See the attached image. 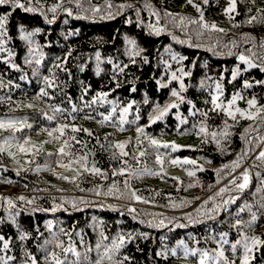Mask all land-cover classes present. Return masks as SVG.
<instances>
[{"label":"trees","instance_id":"trees-1","mask_svg":"<svg viewBox=\"0 0 264 264\" xmlns=\"http://www.w3.org/2000/svg\"><path fill=\"white\" fill-rule=\"evenodd\" d=\"M32 2L38 6L35 0ZM58 2L41 0L43 14L27 13L20 8L13 10L11 5L0 6V15L10 13L5 47L14 53L11 58L7 52L0 53V80L4 85L0 87V120L20 122L17 124L19 131L0 129V144L6 138H14L21 143L30 139L31 143L27 147L35 145L40 148L38 153L32 155L19 153L15 147H11L9 150L15 153L20 164L7 151L0 153V180L12 181L0 183V197L11 198L15 205L10 209L6 199L0 200V220L4 221L0 223V235L11 241L10 249L6 253L0 252V255L14 257L10 264H31L25 256V252H29L36 257L37 264H50V256L48 262L44 259L47 250L49 253L55 251L61 259L75 261L76 257L72 253H64L51 242L55 234L65 247L71 243L81 253V264H88V261L97 259V243L109 244L118 233L126 237L132 233L133 238L126 240L120 252V258L125 255L130 258L124 264H198L199 253L197 256L185 257L184 248L177 247L179 242L183 241L189 249L207 250L212 254L220 246V235L228 233L229 244L223 245L225 256L229 261L235 260L236 264H241L242 247L238 246L234 254L230 244L240 239V234L264 240V208L260 207L264 203V161L258 159L259 153L264 151V113L256 120H247L237 114L234 121L221 111H212L210 93L214 94V87L207 85H213L214 80L223 76L222 100L227 102L232 94L240 92L244 99L237 101L236 107L247 110V100L253 97L258 101L257 107L264 106V84L255 83L264 80V72L259 68L247 69L238 60V54L248 55L249 49L264 52V49L259 48L260 43L264 42V23L246 24L250 16L264 9V0H256L255 4L252 0H237L239 14L233 13L235 18L231 21L224 15L227 0H208L206 5L203 0H193L204 12V20L209 24L215 23L224 32L204 30L198 24L189 23L190 20L199 19V13L187 0H109L113 4L111 11L114 18H106L107 10L103 7L105 0H91L92 5L102 8L101 13L95 16L91 12H83L67 0L56 13L49 11ZM145 3L151 4L160 13L159 24H156L152 10L144 7ZM121 4L133 7L119 9L117 6ZM84 7H89L87 0ZM66 8L72 10V16L67 15L64 11ZM166 12L176 16V20L165 16ZM77 16H87V19H77ZM180 17L187 18L184 24H180ZM129 19L131 23L127 22ZM149 24H156L164 31L157 35L149 28ZM20 26L27 32L39 30L32 36V44L21 39ZM245 37L254 39L246 40ZM126 38L135 40L138 48L144 50L141 56L135 57V63L127 55ZM189 42L192 46H189ZM37 46L43 56L41 63L27 64L25 61L29 50ZM69 52L71 55H68ZM97 53L100 54L99 75ZM171 54L187 59L178 64L171 59ZM144 57H147L148 63H144ZM9 60L10 63L5 62ZM109 60L113 63L109 64ZM165 61L172 65L170 69L166 68ZM54 63L63 64L65 70L52 68ZM117 63L121 66L127 64L128 67L123 73L117 74L114 71ZM11 64L17 65V68L11 67ZM181 66L192 73L184 79L187 91L183 95L186 101L191 100L196 109L206 111L207 117L199 112L195 116L191 115L193 109L185 102L178 110L172 109L163 121L150 124L148 117L149 114H155V102L164 105L175 100L170 92L173 88L179 90L178 82L169 84L168 81L171 71ZM236 67L240 68V75L231 81V73ZM53 73L56 86L46 88L53 98L37 99L41 88L45 87L43 76L51 77ZM158 80L168 86L160 88ZM201 80L206 82L203 88L200 86ZM245 80L254 86L244 89ZM133 87L135 92L131 91ZM86 88L90 90L83 96L84 101H90L97 92L109 93L108 100L117 101L121 107L136 101L127 117L130 123L125 124L122 131L119 130V112L112 122L99 123L102 119L99 113L109 114L111 105L98 103L91 108H84L81 95ZM206 100L209 103H205ZM71 103L83 108V111L69 115ZM52 107H60L65 111L53 113ZM137 110L139 120L135 119ZM251 111L255 112L256 109ZM86 114L94 119H84ZM177 115L186 119L187 123L180 124ZM49 116H54V119L49 120ZM225 121L230 133L227 137L220 135ZM201 123L208 128L209 133L217 132L219 147L210 135L207 143L202 142L203 136L197 135ZM27 124L32 127L23 126ZM62 124L69 125V128L59 140L54 138L58 133L50 137L43 131L45 128L51 131ZM73 125L88 129L93 135L89 136L84 131L72 133L70 128ZM194 125L197 127L194 128ZM138 127H144L146 135L138 137ZM70 136H75L80 143L70 140ZM149 136L161 143H175L182 147L177 151L162 147L156 149L148 143ZM137 138L141 141L139 145L136 143ZM65 140H69L70 144L65 151L71 155L61 157L58 149ZM117 143L126 144L125 151L129 156H119V149L114 147ZM244 150H247V155L243 156L238 168H223L235 161ZM140 151H145L143 157H139ZM113 153H116L115 157ZM157 153L164 154L165 158L161 175L118 174L121 168L131 172L145 168L150 172L160 171V166L155 162ZM80 156L87 157L89 168L94 165L106 176L85 172L79 164H72L71 169L60 167L61 163L68 164L71 159ZM172 158L192 159L197 164L172 165ZM21 165L27 171L20 170L17 175ZM52 166L57 170L53 171ZM220 169L223 171L217 175ZM189 171L195 172V175L189 176ZM245 172L249 174V184L244 190H237L231 181L235 179L237 184L241 183ZM73 177L75 182H71ZM125 180L130 189L125 187ZM67 184L72 187H61ZM113 184L119 192L106 195ZM222 188L228 191L218 195ZM94 189L101 191V195H96ZM9 190L13 193L5 194ZM130 190L149 202L133 205L136 200L131 197ZM120 194L121 198H117ZM20 196L26 200L34 199L35 202L28 204L19 200ZM82 200L88 203H82ZM217 206L218 210L212 211ZM131 208L136 211L130 212ZM10 213H18L16 220L29 234L27 240H19L20 233L8 220ZM253 213L257 220L249 227L248 222ZM187 217H191V220ZM161 220L163 224L159 223ZM237 220L242 222L239 228L234 227ZM149 222L155 226H150ZM49 223L53 225L51 229L47 227ZM61 228L65 230L63 233ZM101 231L108 240H102ZM141 234H147V238ZM88 248L93 251L89 252ZM171 249H176L175 256L171 254ZM158 252H166V258L157 255ZM250 264H264V246L254 250Z\"/></svg>","mask_w":264,"mask_h":264},{"label":"snow or ice","instance_id":"snow-or-ice-1","mask_svg":"<svg viewBox=\"0 0 264 264\" xmlns=\"http://www.w3.org/2000/svg\"><path fill=\"white\" fill-rule=\"evenodd\" d=\"M65 0H59L58 3L54 4L49 11H51L52 13H56L57 10L59 8H61L64 4ZM68 3H74L76 8L81 9L83 12L87 13V12H91L93 16H95L98 13H101L102 8L99 6H95L91 4V0H87V3L89 4L88 8L84 7V3L85 0H67ZM188 4L192 5V7L196 8L197 12L199 13V19L197 20H190L188 21L191 24H198L200 25L201 29L204 30H210V31H215V32H224L223 28L218 27L215 23L209 24L204 20V12L202 11V9L200 8L199 5H196L193 0H187ZM26 3L28 6H26ZM203 3L206 5L208 4V0H203ZM252 3L255 4L256 0H252ZM3 5H11L13 7V10L15 8H20L23 11L27 12V13H41L42 9H43V5L41 3V0H35V5L38 6H34L32 0H25V2H22V0H0V6ZM104 9L107 10L106 11V18H114V14L111 11V9L113 8V4L111 2H109V0H105V4H104ZM119 9H125V8H131L133 7V5H129V4H121L117 6ZM145 8L152 10V15L156 17V24H159L160 21V13L155 11L152 7L151 4L145 3L144 5ZM64 11L67 13L68 16H72L73 12L71 9H64ZM233 13L239 14L237 13V0H227V7L224 9V15L227 16V18L231 21L233 20L235 17L232 15ZM9 14H5V15H0V53L3 52H7V56L9 58L14 56V53L7 49L5 47V37H7L8 32H7V24H8V18H9ZM137 16H139V10H137ZM165 16L170 17L172 19V21L176 20V16H174L172 13L170 12H166ZM77 19H87V16H77ZM101 18H105L104 16H102ZM187 18L186 17H180V24H184L185 20ZM128 23H131L132 21L129 19L127 21ZM49 23H52V21H49ZM254 23H264V9H260L259 13L255 16H250V18H248L246 20V24L248 25H252ZM156 24H149V28L152 29L157 35L160 34L162 31H164L163 28L157 27ZM238 26V25H236ZM19 31L21 33V39L28 42L29 44H32V36L36 35V33L39 31L38 29L33 31V32H27L23 26H20ZM202 34V33H198ZM244 39L248 40V39H254L251 37H245ZM127 40V55L129 56V58L132 60V63H135V57H139L141 56V53L144 51L143 49L138 48L137 43L135 40L133 39H128ZM180 43H184V41H180ZM235 42H233L234 44ZM189 46H192L191 43L189 42ZM259 48L264 49V42H261L259 45ZM250 54L246 55V54H238V60L240 63L244 64L247 66V69H251V68H259L261 72H264V52H258V51H254L252 49L247 50ZM68 55H71V53L69 52ZM42 53H39V47L37 46L36 48H32L29 50L28 52V58L26 59V63L27 64H32L33 62H35L37 65H39L42 61ZM171 59L173 61H176L178 64H182V62L187 59V57H183V56H178L176 54H171ZM96 61H97V75L100 74L101 69L99 68V62H100V54L97 53L96 54ZM6 63H10L9 61H5ZM148 59L147 57H144V63H148ZM67 63V57L64 58V64ZM109 64H112L113 62L111 60L108 61ZM166 64V68L170 69L172 67V65L170 63H168L167 61H165ZM11 67L13 68H17V65L15 64H11ZM128 67L127 64L121 66L120 64H115L114 65V71L117 74L123 73L125 71V69ZM52 68H59L61 70H65L63 68V64L61 63H54L52 65ZM246 69V70H247ZM81 71H83V66H81ZM240 68L236 67L235 70L232 71L231 73V81H235L237 79V77L240 75ZM192 75V73L190 71H185L184 67L181 66L179 67L176 71H171L170 74V80L168 81V83L170 84L172 81H176L178 82V86H179V90H177L176 88L171 89L170 92V96L174 97L175 100L172 103H166L164 105H161L159 102H155L154 104V108H153V112L155 114H149V122L150 124H154L158 121H163L164 118L171 112L172 109H179L180 105L187 102L190 106L191 109H193V111L190 112L191 115L195 116L198 112L200 115L207 117L208 113L206 111H201L199 109H196V105L191 101V100H187L185 96L183 95L184 92L187 91V87L184 83V79L186 77H190ZM23 79V77H21ZM115 75L113 76V79L115 80ZM208 79H211V77H209ZM224 77L221 76L218 80H214L213 81V85H207L208 87H214V94L210 93L211 95V100L210 103L212 105L211 110L212 111H221L223 112L227 117L231 118L232 120H236L237 114L247 120H256L257 117H260L262 113H264V106L261 107H257L258 105V101L255 97H253L252 99L247 100V105H248V109L247 110H242L239 107H236L237 101L239 100H243L244 97L241 95L240 92H236L234 94L231 95V98L225 102L224 100H222V97L224 95V89H223V85H222V81H223ZM43 80V84L45 85L44 88H41L39 95L36 97L37 99H40L41 97H48L49 99H52L53 97L50 96L49 92L46 90V88H54L56 86V78H55V74L53 73L51 77L49 76H43L42 78ZM230 81V82H231ZM257 85L260 84H264V80L261 81H256L255 82ZM157 84L159 85L160 88H164L167 87L168 84L162 83L160 80L157 81ZM3 81L0 80V87H3ZM200 86L203 88L206 86V82L205 80H201L200 82ZM254 85L252 82L245 80L243 82V88L244 89H250L252 88ZM117 87H119V84H117ZM90 90L88 88H86L84 90V92L81 95V100L83 102V107L84 108H91L93 105L96 104H109L111 105V110L110 113L105 115L104 113H99V115L102 117V119L99 121V123L104 124L105 122H112L113 118L117 115V113L119 112V119H118V127L119 130H123V126L127 123H130V121L127 119L130 110L133 108V106L136 104V101H131L129 102L126 106L121 107L120 104L117 101H113V100H108V96L109 93L107 92H97L95 97L92 98L90 101H84L83 100V96L87 94V91ZM132 92H135L136 89L133 87L131 89ZM145 103H148L147 100H145ZM205 103H209V101H205ZM29 107H31V105H29ZM255 108L256 111L252 112L251 109ZM52 111L53 113H61L63 111H65L64 109L60 108V107H52ZM79 111H83V108H78L77 105L75 103H71V112L69 113V115H71V113H77ZM139 114H138V110H137V114L135 116L136 120H139ZM49 120H53L54 116H49L48 117ZM73 119H75V117H73ZM84 119H94V117H92L91 115L86 114L84 116ZM176 119L180 122V124H185L187 123V120L184 119L182 116L177 115ZM20 122L17 121H13V120H0V129L3 130H7V129H14L16 131H19L20 129L17 127V124ZM224 129L223 131L220 133L221 136L223 137H227L230 135L229 131H228V124L227 121L224 122ZM23 126H27L28 128H31L32 126L30 124L27 125H23ZM194 128L197 127L196 125L193 126ZM69 128V125L67 124H62L56 128H54L53 130L49 131L48 129H43V131H46L47 134L52 137L53 133H58L59 135L55 136L54 138L56 140H59L60 137L65 135L66 129ZM70 131L72 133H78L80 131H84L87 133V135L91 136L93 135V133L91 131H89L88 129H81L79 127L76 126H71ZM177 131H179V127L177 128ZM245 131H249L248 129H245ZM137 133H138V137L141 135H146L145 133V129L144 127H138L137 128ZM181 134H185V133H181ZM197 135H202L203 136V143H207L208 142V136L210 135L212 140L216 142L217 147L220 146V141L217 140V132L213 131L211 133H209L208 128L201 123L198 126V131H197ZM70 140L76 141V143H80V141L76 140L75 136H70L69 137ZM148 139V143L155 147L156 149L159 148H165V149H170L171 151H177L178 149H180L182 146L177 145L175 143H161V141L154 139L152 137H147ZM241 139H245V137H241ZM31 143L30 139H25L22 143L19 140H16L14 138H6L2 144H0V153H4L7 151V154L12 157L13 160H15V162L17 164H20L19 160H16V155L15 153L11 152L9 149L11 147H15L17 149V151L19 153H23V154H29L31 153L32 155H35L36 153H38L40 151V148H37L35 145H32L31 147H27V145H29ZM47 143V141L45 142ZM137 145H139L141 143V141L139 140V138H137L136 141ZM70 144H69V140H65L62 144V146L58 149V154L63 157V156H69L71 155L70 153L66 152L65 149L69 148ZM114 147L116 149H119V156L121 157H127L129 156V153L127 151H125V147L126 144L125 143H117L114 145ZM48 155H52L51 153H49ZM145 155V151H140L139 152V157H143ZM247 155V150L242 151V154L240 156L237 157V159L235 161H233L230 165H224L223 168L224 169H232L235 170L236 168H238L240 166V161L243 158V156ZM113 156H116V153H113ZM134 159H137V162H139L137 157H133ZM258 159L264 161V151H261L259 153ZM164 154L161 153H157L156 156V164H158L160 166V171L158 172H150L148 169H143L141 170H137L136 172H131L128 169L125 168H121L119 170V175H125L128 174L129 176H137V175H144V174H148V175H161V173L164 171ZM25 163H31V161H25ZM125 163H127V161H125ZM170 163L172 165H187V164H191V165H196L197 162L195 160L192 159H178V158H172L170 159ZM72 164H79L81 168H83V170L85 172H90L93 175H99L102 177H105L106 174L104 172L101 171V169L96 168L94 165L89 168L88 164H87V157L86 156H80L78 159H71L70 162L68 164H60V167H64L66 169H71L72 168ZM20 170H24L27 171L26 168H23V165H21V169H18L16 174L19 175L20 174ZM74 170V169H73ZM200 170L203 171V168L200 167ZM37 171H39V169H37ZM219 171H223V169L218 170L217 175H219ZM114 174H116L114 172ZM77 175H79V173H77ZM189 176H194L195 172L193 171H189L188 172ZM61 179H65L68 180L69 177H60ZM12 183L11 180H0V183ZM71 182H75V177L71 178ZM231 183L233 185H235L237 190H244L248 184H249V174L247 172H245L242 176V182L237 184L236 180H232ZM125 187L130 189V185L128 184V181L125 180L124 181ZM192 185H189V187H191ZM83 191V189H82ZM95 192L96 195H101V191L99 190H93ZM228 191L227 188H222L220 190V193H218V195H222L224 192ZM119 189H117L116 185L113 184L109 189L108 192L106 193V195H112L113 193H118ZM131 197L139 202H143V203H148L149 201L147 200H142V198L140 196H138L136 194L135 191H131ZM121 195H117V198H121ZM6 198L4 197H0V200H4ZM21 201H26V203L28 204H33L35 201L34 199H29L26 200L25 197L20 196L18 198ZM213 200L215 199V197L212 198ZM82 203H88V201L82 200ZM6 203L8 205V207L11 209L13 207H15L14 202L11 198H7L6 199ZM73 206L75 207V201H73ZM175 206V205H174ZM111 207V206H109ZM246 207H251L246 205ZM261 208H264V203H262L260 205ZM53 211H55V208L52 209ZM218 210V206L217 208H214L212 211H217ZM244 209H241V211H243ZM130 212H135L136 209L135 208H131L129 209ZM18 215V213H16L15 215L10 213L8 220L16 226L19 234V240L20 241H25L29 238V234L27 232H25L21 226L17 223L16 220V216ZM187 219L191 220V217H187ZM257 220V216L255 213L252 214L251 220L248 222V226L251 227L252 224ZM3 220H0V223H3ZM160 224H163L164 221L161 220L159 221ZM242 222L240 220H237L234 227L239 228L241 226ZM150 226H155L152 224V222H149ZM47 227L49 229H51L53 227V225L51 223H49L47 225ZM180 227H183V225H180ZM60 231L63 233L65 230L63 228L60 229ZM142 236H144L145 238H147V234H141ZM100 236L102 238V240H108L109 238L107 236L104 235V233L101 231ZM228 233H223L220 235L219 237V242H220V246L218 247L217 250H215L212 254H210L209 251L204 250V251H200L199 249H189L183 241H180L179 244L177 245V247H183L184 248V256L187 257L189 255L191 256H197L198 255V264H221V261H223V264H236L235 260H231L229 261L227 259V257L225 256V252H224V248L223 245L229 244V241L227 239ZM241 238L236 240L234 243L230 244V250L235 254L237 251L238 246L242 247L243 253H242V257H240L241 260V264H250V261L252 259V254L254 252V250H258L261 246H264V240H262L259 237H249L247 235H243L240 234ZM133 238L132 233H128L127 237L125 234L123 233H118L115 238H113L111 240V242L109 244H101V243H97L96 247H95V251L97 253V259L95 261H88V264H105V262L107 261L108 264H124L125 261H128L130 258L125 255L122 258H120V252L122 247L125 245L126 240L130 241ZM81 240L83 241V237H81ZM0 242H2V246H0V252H4L6 253L9 249H10V240H6L5 237L3 235H0ZM52 243L55 244L56 248H60L63 250L64 253H72L75 257L76 260L75 261H67L66 259H61L60 256H58V254L55 251H51L50 253L46 251L45 254V261L48 262L49 261V256L51 257L50 260V264H81L80 261V257H81V253L78 252L76 250V248L69 243V245L67 247L64 246V244L62 242L59 241V238L54 234L53 235V241H51ZM45 243H49V241H45ZM88 251L91 252L93 251L92 248H88ZM171 254L173 256H175L176 253V249H171ZM157 255H161V256H167L166 252H158ZM25 256L28 257V260H30L31 264H37V259L35 256H33L31 253L29 252H25ZM14 259V257L11 256H7V255H0V264H10V261Z\"/></svg>","mask_w":264,"mask_h":264},{"label":"rangeland","instance_id":"rangeland-1","mask_svg":"<svg viewBox=\"0 0 264 264\" xmlns=\"http://www.w3.org/2000/svg\"><path fill=\"white\" fill-rule=\"evenodd\" d=\"M135 153V152H134ZM53 171H56L57 169H56V167L55 166H52V168H51ZM236 175V174H235ZM61 187H63V188H70V187H72V186H69L68 184L67 185H61ZM71 190H73V189H71ZM75 191V190H74ZM8 193H13V191L12 190H9L8 192H5V194H8ZM137 202H139V201H135V203L133 204V205H135ZM132 205V204H131Z\"/></svg>","mask_w":264,"mask_h":264}]
</instances>
